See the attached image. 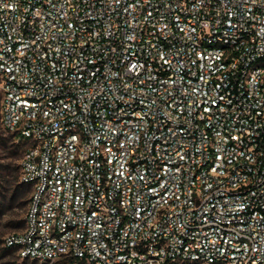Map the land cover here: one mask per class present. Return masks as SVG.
<instances>
[{
    "label": "built area",
    "instance_id": "obj_1",
    "mask_svg": "<svg viewBox=\"0 0 264 264\" xmlns=\"http://www.w3.org/2000/svg\"><path fill=\"white\" fill-rule=\"evenodd\" d=\"M1 131L21 260L264 264V0H0Z\"/></svg>",
    "mask_w": 264,
    "mask_h": 264
},
{
    "label": "rangeland",
    "instance_id": "obj_2",
    "mask_svg": "<svg viewBox=\"0 0 264 264\" xmlns=\"http://www.w3.org/2000/svg\"><path fill=\"white\" fill-rule=\"evenodd\" d=\"M0 139V264H39L35 261L21 260L17 254L3 252V240L23 229L31 189L21 193L18 199L10 200L19 179V165L27 144L14 134L1 135ZM11 201V202H10ZM76 264L69 259H61L55 264Z\"/></svg>",
    "mask_w": 264,
    "mask_h": 264
},
{
    "label": "trees",
    "instance_id": "obj_3",
    "mask_svg": "<svg viewBox=\"0 0 264 264\" xmlns=\"http://www.w3.org/2000/svg\"><path fill=\"white\" fill-rule=\"evenodd\" d=\"M0 139L2 140H5L3 139L2 137H0ZM19 176H20V165H19ZM29 190V187L28 186H25L23 184L20 183L19 179H18V183L16 185V188L14 189V191L12 192V195L10 197V200L11 201H14L15 199H18L20 197V194L21 193H26L28 192ZM10 201V202H11ZM0 209H2V205L0 203ZM1 211V210H0ZM25 223V222H24ZM25 225V224H24ZM24 228V227H23ZM22 230V229H21ZM3 245H4V240H3ZM3 252L5 253H9L10 255L17 253V249L15 247H6V246H3ZM18 257V256H17ZM19 258V257H18ZM20 259V258H19ZM71 264V263H70Z\"/></svg>",
    "mask_w": 264,
    "mask_h": 264
}]
</instances>
